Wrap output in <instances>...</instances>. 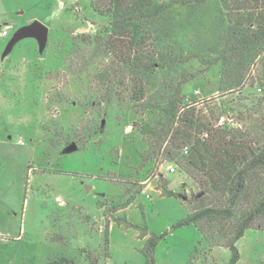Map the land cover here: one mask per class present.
Returning <instances> with one entry per match:
<instances>
[{"label":"rangeland","instance_id":"rangeland-1","mask_svg":"<svg viewBox=\"0 0 264 264\" xmlns=\"http://www.w3.org/2000/svg\"><path fill=\"white\" fill-rule=\"evenodd\" d=\"M152 2L159 13L118 31L89 0H0L12 32L35 19L48 26L42 50L32 37L6 50L11 35L0 37V264H145L152 233L163 235L154 264L228 263L230 250L214 241L217 229L232 234L233 218L213 240L174 226L225 198L184 163L188 144L174 149L168 136L159 146L146 128H161L180 84L176 118L193 106L201 121L264 144V42L245 54L243 87H228L229 51L245 33L232 1ZM139 52L148 66L125 67L122 58ZM221 114L233 125H217ZM259 221L235 242V264H264Z\"/></svg>","mask_w":264,"mask_h":264},{"label":"trees","instance_id":"trees-1","mask_svg":"<svg viewBox=\"0 0 264 264\" xmlns=\"http://www.w3.org/2000/svg\"><path fill=\"white\" fill-rule=\"evenodd\" d=\"M222 1L228 6L229 1H232L231 9L237 11V17L232 19H235V24L245 26L239 30L245 33L238 40V44L229 51V56H233L234 63L229 71L232 80L228 83L230 86H227L241 89L245 82L247 68L245 54L264 42V0ZM89 4L92 10L111 15L112 28L118 31H123L134 24L135 20L156 15L162 7V5L153 4L152 0H89ZM139 54L123 57L122 62L125 63V67L146 68L148 66L144 63L146 57L143 58L140 52ZM103 75L104 73L101 74ZM179 90L180 84L175 88V94L163 107L165 122L161 128L147 127L146 132L156 136L158 142L160 141L159 146L168 136V141L174 149L188 144V153L182 156L184 163L201 174L206 192L217 193L220 198H225V201L220 207H200L180 219L174 226L193 225L199 232L205 231L206 238L213 240L215 234L213 229L216 231L217 225L233 218V223L229 226L232 234L225 237L221 234L222 231L217 229L219 237L214 242L230 250L231 255L227 264H235L239 258L235 242L243 236L246 229L259 228L261 225L259 220L264 215V144L245 138L238 129L225 130V127H214L213 124L201 121L193 106L186 107L183 111L184 115L176 118L180 102L176 94ZM144 91L142 87H139L134 98L142 97ZM178 118L180 124L174 127L173 124L178 121ZM172 127L174 129L171 132ZM192 128L196 129L195 134H192ZM202 132H206L207 136H198ZM168 193L172 194L171 191ZM243 203L250 206L246 210L236 212ZM235 214L237 216L234 218ZM162 238V234L156 233H152L147 238L140 251L144 256L145 264H154V250ZM62 262L71 263L62 257L47 264Z\"/></svg>","mask_w":264,"mask_h":264},{"label":"water","instance_id":"water-1","mask_svg":"<svg viewBox=\"0 0 264 264\" xmlns=\"http://www.w3.org/2000/svg\"><path fill=\"white\" fill-rule=\"evenodd\" d=\"M48 26L43 22L35 19L29 23L23 24L15 29L9 38L6 50H10L12 46L21 38L32 37L38 43V48L42 50L47 42ZM76 149V144L71 143L66 147V151H72Z\"/></svg>","mask_w":264,"mask_h":264},{"label":"built area","instance_id":"built-area-1","mask_svg":"<svg viewBox=\"0 0 264 264\" xmlns=\"http://www.w3.org/2000/svg\"><path fill=\"white\" fill-rule=\"evenodd\" d=\"M12 27L13 25L10 23V22H0V37H8L11 35L12 33ZM233 118L229 115H219L217 117V121H216V124L217 125H233ZM19 142H21V140H19ZM167 170L172 172L174 170V167L173 165H168L167 167ZM56 200L60 203V204H63L64 201L61 200L59 197H56Z\"/></svg>","mask_w":264,"mask_h":264},{"label":"crops","instance_id":"crops-1","mask_svg":"<svg viewBox=\"0 0 264 264\" xmlns=\"http://www.w3.org/2000/svg\"><path fill=\"white\" fill-rule=\"evenodd\" d=\"M13 33V32H12ZM12 33H11V35H12Z\"/></svg>","mask_w":264,"mask_h":264}]
</instances>
